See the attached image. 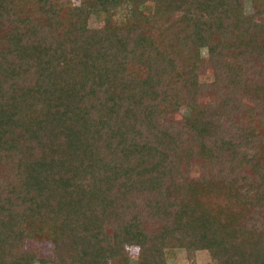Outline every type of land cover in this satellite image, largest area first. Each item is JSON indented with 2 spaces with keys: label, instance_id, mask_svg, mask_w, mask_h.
<instances>
[{
  "label": "trees",
  "instance_id": "obj_1",
  "mask_svg": "<svg viewBox=\"0 0 264 264\" xmlns=\"http://www.w3.org/2000/svg\"><path fill=\"white\" fill-rule=\"evenodd\" d=\"M260 1L0 0V264H264Z\"/></svg>",
  "mask_w": 264,
  "mask_h": 264
},
{
  "label": "rangeland",
  "instance_id": "obj_2",
  "mask_svg": "<svg viewBox=\"0 0 264 264\" xmlns=\"http://www.w3.org/2000/svg\"><path fill=\"white\" fill-rule=\"evenodd\" d=\"M69 6L72 2L76 0H63ZM260 5L264 7V0L260 1ZM142 14H144V19H138V22L143 24L147 29L152 28V23L150 20V15L153 12V3L147 1L141 7H138ZM244 12H251V7L249 0H245L244 2ZM125 10L116 9L115 13L112 15L111 25H120L122 23H127L129 20L125 15ZM106 24V14L104 12H93L87 15V25L91 27H100ZM258 64L264 67V63L258 62ZM202 81H211L212 73L209 66L203 70L200 75ZM242 100H245L244 98ZM189 109L185 107H181L180 113L185 114ZM177 114L176 116H180L181 114ZM250 153L258 160H262L264 162V137L260 139L254 146V148L250 151ZM186 173L191 177H198L201 175L204 165L203 162L199 159H194L192 163H188ZM262 177L264 178V168L262 171ZM33 250V263L38 264L39 260L42 259L43 256L51 253L52 244L47 240L41 241L37 246L34 247ZM136 249L131 248L130 256L135 257ZM166 258L168 264H216L215 261L210 257L207 250L202 249L198 250L195 253L194 259L183 248H170L166 250ZM133 259V258H132ZM109 264H133V262H126L125 260L111 257Z\"/></svg>",
  "mask_w": 264,
  "mask_h": 264
}]
</instances>
